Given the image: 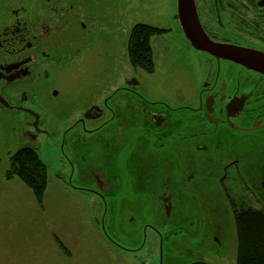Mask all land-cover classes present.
Listing matches in <instances>:
<instances>
[{"label":"rangeland","instance_id":"1","mask_svg":"<svg viewBox=\"0 0 264 264\" xmlns=\"http://www.w3.org/2000/svg\"><path fill=\"white\" fill-rule=\"evenodd\" d=\"M50 2L0 0V32L16 20L12 9L18 8L20 20L28 22L30 33L39 35L40 50L45 48L53 59L48 66L50 80L37 78L30 88V104L39 120L32 122L19 109L0 108V264H169L201 257L211 264H237L236 224L228 195L237 204L264 208V131L246 134L253 146H246L247 154L239 166L225 170V194L214 176L217 189L209 179L203 182L212 186L203 187V195L188 190L191 195L180 203L171 222L175 232L166 235L148 229L147 236L136 237L114 229L112 209L125 218L120 223L123 226L131 212L125 190L118 195L123 194L124 199L119 202L116 195L109 198L107 208L93 190L84 193L74 187L80 182L74 164L78 166L83 155L88 158L86 166L98 170L97 149L89 148L104 147L84 131L82 124L75 123L87 107L93 103L102 106L104 98L132 76L142 81L145 97L151 100H174L175 94L184 93L187 84L194 82L193 49L179 30L175 0H85V7L79 0ZM69 10L75 14L80 10L86 17ZM138 22L168 29L151 38L155 62L151 73L134 67L129 59V36ZM41 23L50 24V29L40 28ZM19 47L10 43L0 48V56ZM25 87L28 89L26 84L11 86L7 94L18 98ZM115 101L117 106H126L130 99L120 92ZM105 117L88 120L86 125L93 127ZM25 145L35 147L48 167L41 204L19 177L6 178L10 156ZM227 160L225 157V163ZM88 173L81 183L95 187L93 174ZM195 185L201 188L202 181ZM136 208L139 214L146 212L141 205ZM214 229L221 231L218 236H213ZM185 230H190L189 235ZM210 230L212 234H208ZM114 239L124 246L111 241ZM206 245L210 252H203Z\"/></svg>","mask_w":264,"mask_h":264},{"label":"flooded vegetation","instance_id":"2","mask_svg":"<svg viewBox=\"0 0 264 264\" xmlns=\"http://www.w3.org/2000/svg\"><path fill=\"white\" fill-rule=\"evenodd\" d=\"M79 1L85 7V0ZM175 4L179 30L193 49L194 82L191 80L187 84L184 93L175 94L174 100H151L145 97L142 81L132 76L124 79V86L119 85L107 95L102 106L91 104L75 121L104 147L89 148L97 149L98 170L86 166L88 158L83 155L78 166L73 163L74 172L77 168V176L80 175L77 179L80 182L74 183V187L84 193L93 190L107 208L109 198L116 195L121 202L124 196L118 195L125 190L131 212L123 226L120 223L125 218L112 209L115 219L111 223L122 234L131 232L136 237L147 236L148 229L161 235L175 232L171 222L177 216L180 203L195 190L203 195V187L213 184L212 188L217 189L213 182L215 177L225 194V170L239 166L247 154L246 146H253L246 134L264 131V74L225 57V46L253 49L264 54V0H195L201 31L221 46L217 53L197 48L189 40L181 24L178 0ZM12 10L16 20L0 32V48L10 43L20 47L0 56V108L19 109L33 122L39 120L40 115L30 104V88L37 78L50 80L52 71L48 66L52 65L53 59L48 57L45 48L40 50L41 39L36 32L30 33L26 20H20V10ZM80 14L83 16L82 12ZM49 25L41 23L39 27L48 31ZM21 84L28 85V89L25 87L18 98H11L7 94L8 88ZM120 92L130 99L126 106L115 104ZM106 113L110 116L105 117ZM101 117L105 118L97 125L87 127L88 120L97 121ZM257 121H260L259 128L243 129L252 128ZM225 157L228 158L226 163ZM88 172L93 174L95 187L81 183L84 182V173L89 175ZM209 179L212 184L205 185ZM197 180L202 181L201 188L195 185ZM218 193L222 197V193ZM194 200L192 196V205ZM138 205L145 208L144 214H139ZM117 216L120 219H116ZM189 231L184 233L189 235ZM219 232L214 229L213 236H218ZM111 241L118 246L122 244L115 239ZM202 249L203 252L211 251L208 245ZM207 261L201 257L169 264H211Z\"/></svg>","mask_w":264,"mask_h":264},{"label":"trees","instance_id":"3","mask_svg":"<svg viewBox=\"0 0 264 264\" xmlns=\"http://www.w3.org/2000/svg\"><path fill=\"white\" fill-rule=\"evenodd\" d=\"M167 31L166 28L143 22L134 24L128 41L131 64L153 72L155 62L151 38ZM10 161L11 169L6 178L19 177L41 204L48 183V167L40 158L37 149L25 145L10 156ZM229 196L232 197L228 195V198ZM230 202L236 224L237 264H264V208L237 204L232 198ZM59 245L62 250L68 251L62 242H59Z\"/></svg>","mask_w":264,"mask_h":264},{"label":"water","instance_id":"4","mask_svg":"<svg viewBox=\"0 0 264 264\" xmlns=\"http://www.w3.org/2000/svg\"><path fill=\"white\" fill-rule=\"evenodd\" d=\"M178 10L183 30L189 40L197 48L206 49L213 53H217L220 50L221 46L211 41L201 31V27L197 17L195 0H178ZM225 57L264 74L263 53L248 48L225 46ZM230 124L234 126L232 122ZM259 124L260 121H257L254 122L252 128L243 129H257L260 127ZM261 186L264 188V178L261 181Z\"/></svg>","mask_w":264,"mask_h":264}]
</instances>
